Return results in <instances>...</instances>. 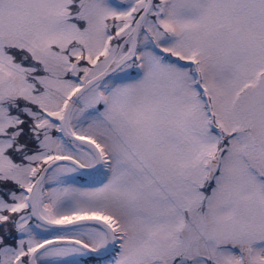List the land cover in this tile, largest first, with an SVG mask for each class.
I'll return each instance as SVG.
<instances>
[{
  "label": "snow or ice",
  "instance_id": "obj_1",
  "mask_svg": "<svg viewBox=\"0 0 264 264\" xmlns=\"http://www.w3.org/2000/svg\"><path fill=\"white\" fill-rule=\"evenodd\" d=\"M0 264H264V0H0Z\"/></svg>",
  "mask_w": 264,
  "mask_h": 264
}]
</instances>
